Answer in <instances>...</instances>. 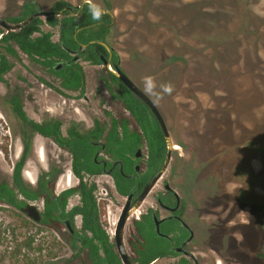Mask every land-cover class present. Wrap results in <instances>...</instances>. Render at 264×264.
I'll list each match as a JSON object with an SVG mask.
<instances>
[{"label": "rangeland", "instance_id": "1", "mask_svg": "<svg viewBox=\"0 0 264 264\" xmlns=\"http://www.w3.org/2000/svg\"><path fill=\"white\" fill-rule=\"evenodd\" d=\"M103 1L115 16L110 46L124 71L153 99L175 144L166 178L207 210L212 228L220 225L216 235L213 231L217 238L209 263L264 264V138L258 133L264 124V0ZM11 63L6 83H0V182L12 183L28 136L25 180L35 186L56 169L57 192L77 186L69 154L25 129L5 100L19 94L36 120L60 118L63 111L64 127L73 122L89 128L95 120L106 122V111L124 113L106 89L107 72L85 64L84 97L68 99L43 83L59 86L23 54ZM101 180L96 195L109 197L101 201L109 205H102V215L112 223L118 203L111 185ZM242 191L248 193L243 203ZM77 203L74 197L69 207ZM0 264L83 262L75 258L65 228H47L0 203Z\"/></svg>", "mask_w": 264, "mask_h": 264}, {"label": "flooded vegetation", "instance_id": "2", "mask_svg": "<svg viewBox=\"0 0 264 264\" xmlns=\"http://www.w3.org/2000/svg\"><path fill=\"white\" fill-rule=\"evenodd\" d=\"M58 2H63L65 3V5L61 9L56 10L55 5ZM104 2L105 1L101 2V0H81L78 4H76L68 0H57L53 3L51 2V0H48V2L47 1L43 2L42 0H0V18L11 25L21 24L25 22L26 20H28L31 16H38L37 14L39 13L48 14L46 16L34 17L30 22H28L26 25H24L23 27L19 29H12L9 31L6 27L0 25V60H1V57H5L7 59V61L12 66L10 70L11 72L13 69L11 60H15V59L19 60L20 54H23L25 57H27L20 50L17 42L14 39H9V38L17 35L22 28L26 27L27 25L33 23L36 20L39 22H43V24L41 25L42 31L51 32L53 34L52 36L53 42L61 43L64 45V42H62L61 40V33L59 29L52 28L51 26H49L47 24V20L50 17H57L60 20H63L68 17L80 19L81 16H93V14L96 13L98 14V19H99L97 22L93 24L85 25V26H79V27L77 26V28L75 29L73 33V39L75 43L74 48H67V51L69 52L70 57H71L70 60H67V61L59 60L57 62H54L51 67H44L38 63L33 62L31 59L27 57L30 61L39 65L46 72H48L50 75L55 77V79L59 83L58 87H55L45 81L44 82L42 81V82L45 83L47 86H49L52 90L57 92L61 97L68 98V99L83 98L85 94V88H84L83 95L81 94L80 91L66 90L62 87V78L56 74L60 72L65 73L66 68L69 67L73 63L79 64L83 69L84 86H85L86 66L84 65L85 64L93 65L90 62L85 61L84 59L86 55H90L89 53L90 51L96 54V56L99 58L100 63H101L100 65H93V66H103L105 69V66L101 62V57L103 56L111 61L112 66L119 64L122 71H124V69L122 68L121 59L118 53L116 52L115 48L110 46L108 42V38L111 35L115 27V16H114V13L110 9L102 6V3ZM99 26L104 27L106 30V35L104 34V37L102 36L101 39H93L90 36H83L84 38L83 41L78 39L79 35L81 34L83 35L89 29L97 28ZM45 27H47L48 30H46ZM36 36H39V34L34 35V37ZM54 37L56 38V40ZM100 41L106 43L108 47L111 49V52H109L107 48H105L104 46L97 43ZM96 46H101L103 48V51H99L96 48ZM10 47L15 52V55H12L8 52L7 49ZM76 57L77 59L74 60V58ZM60 63L62 64V67H59L57 69L58 64ZM105 71L107 72V77L104 79L106 89L110 93L111 98L114 99V101L121 106L124 113H121L119 115H114L111 112L106 111L105 112L106 119H107L106 122L95 120L93 125L89 128L81 129L77 124L73 122L70 125H68V127H64L63 111L60 112V116H61L60 118L51 117L45 120H36L27 113L22 97L19 94H13V95L20 96L26 115L33 121L40 123V124L49 123V122H59L61 125V132L64 137H68V133L72 128H75L78 132H80L83 136H85L87 133H90L92 130L95 129L96 122H100L102 125H106V124L109 125L112 118H119V117H126L128 120H130L129 128L134 129L137 126L132 122L133 120L132 115L125 108L123 100L115 98V96L110 92L108 86L106 85V80L109 79V75H112V74L107 69H105ZM10 72H8L7 74H9ZM125 74L138 86V84L126 72ZM6 75H5V82H0V83H6ZM120 83L124 86L122 82ZM140 89L144 93H146L142 88ZM74 93H77L78 95L76 97L72 96V94ZM129 93L133 97H135L130 91ZM12 96H10L9 98H6L5 102L7 103V100L10 99ZM136 99L139 100L138 98ZM139 102L143 104L140 100ZM7 105L12 111L11 106L8 103ZM146 109L148 110L147 107ZM148 112L150 111L148 110ZM12 113L14 114L13 111ZM14 116L16 117L18 122L25 129H28L29 131H31L32 134H36L37 136L43 139L50 140L58 149L67 152L71 158V171H72V154L67 149L60 147L53 139L47 138L37 132L32 131L22 121H20L15 114ZM152 118L156 122L153 116ZM156 125L160 133L162 134L157 122H156ZM108 129L109 130L111 129L110 125ZM25 141L29 142V148H30V140H29V137L26 136L23 139V150H24ZM90 143L96 148L94 159H93L95 163V167L92 169L91 173L84 172L85 175H84L83 181L87 183L88 185H94L96 187V190L94 191V196H95L98 211H99L100 225L106 233V236L108 238V244L111 246V250L113 254L118 257V259L120 260V264H123L120 258V255L117 251V246H116V228H117V224L119 222L120 216L123 212L124 207L126 206L128 202V198L130 194H132L131 205H130V209H132L138 203L140 195L142 191L144 190L145 186L150 181H152L157 176V174L161 171L164 165V162H165L167 147L165 150H163L164 157L162 160L152 161L150 158V149H149V144L147 140H143L141 146L136 148L132 153H127L126 156H117V155L107 152L106 145H105L106 143L104 141H99V142L90 141ZM175 149L172 152L171 160H170V163L167 169L169 168L171 164L172 158L175 153ZM23 150H22L21 156L18 159V161L22 157ZM29 152H30V149H29ZM28 154L26 156L25 165L28 160ZM137 166L139 167V170H136ZM13 169H14V166H13ZM167 169L162 174V176L156 181L152 190L149 192L147 197L144 199L140 207L135 212H133L132 215L126 221V224L124 227V233H123V242H124L125 249L128 255L130 256V258L133 260L134 264H138L134 260V258L136 257V252L133 249V244L138 241L141 243H146V241L140 237V233L138 232L137 227H136V224L143 223V224L148 225V228L152 236L154 235L156 238L162 240L160 241V243L158 244V247L156 248V250L161 255V257H157L150 264H156L159 262H169V264H210L209 262H212V259H213L212 258V255H213L212 241H215L217 238L216 236L213 238V231H215V235H216L217 231L220 230V225L218 223L215 229L212 228V223L210 221H207V213H208L207 210L203 213L202 212L203 209L201 208L202 206L200 207L197 206L194 203V200L191 198L187 200L186 196H184L178 188V186L180 187V184L177 185V183H175L173 185L172 181L174 179L171 177L166 178ZM56 171L57 170L54 169L51 173H49V176L47 177V179L38 180L35 186H33L32 184L28 183L25 180L24 175H23L24 169L22 171V176H23L24 181L33 188H37L40 182L47 181V186L50 190V193L53 195V199L55 200V202L59 205L58 218L60 222L59 225L55 227H47V228H51V229L65 228L69 233V240L71 243V248L74 250V256H75L76 253L79 252L81 248L83 247V236L85 234L83 232V218L81 215H76L74 219L72 220L69 216V213L76 206L80 205L81 203L80 196L78 194H75L69 197L67 201V206L65 209L62 206H60L58 198L64 191L70 188L78 187L80 180L74 175L72 171L73 176L78 180V185L62 190L60 192H57L54 186V179L56 177ZM118 173L121 174L125 180V182H123L122 184H123V188L126 189V193H122L120 191L119 186L116 182L115 175ZM12 177H13V171H12ZM87 177L94 179V182L88 183L86 181ZM100 179H102L101 180L102 184L103 182H106L111 185L114 197L118 203V205H114V206L119 209V212H117L116 210L111 211L112 216L114 218V220H112V223L108 221L107 219H105L104 216L102 215L103 213L102 205L104 207L105 206L108 207L109 205L101 201L102 200L107 201L109 200V197L108 198H97V195H96V191L99 187L98 183L100 182ZM12 183H13V179H12ZM12 183L10 184L12 185ZM176 187L178 188V190ZM192 189H193V184H189V190H192ZM191 193L194 194V190H192ZM74 197L78 198V203L70 208L69 202ZM241 202L242 203L245 202L243 192H242ZM28 203H32L38 207V209L40 210L42 214V219H43L44 213H45L44 198L40 197L37 200L27 201V204ZM38 203L41 204L42 209L39 207V205H37ZM66 220L70 221L72 231L68 228L66 224ZM156 220L161 222L160 224L161 235L158 234L156 230ZM89 236H92V235L89 233ZM71 237H74L77 240L76 248H73V241ZM96 244L99 246V249L97 251L98 256L96 257V263L89 260L88 249L81 251L82 258L86 261V264H107V263H102V260L107 259L106 250L103 249L102 245H100L98 241H96ZM228 244H230V242L226 238L224 241V246H228ZM76 259H79V258H76ZM80 261L83 262L82 260ZM83 264L85 263L83 262Z\"/></svg>", "mask_w": 264, "mask_h": 264}, {"label": "trees", "instance_id": "3", "mask_svg": "<svg viewBox=\"0 0 264 264\" xmlns=\"http://www.w3.org/2000/svg\"><path fill=\"white\" fill-rule=\"evenodd\" d=\"M65 3L58 2L55 9H61ZM98 18L93 16H81L80 19L72 17L63 20L57 17H50L47 24L52 28H58L61 33V43L52 41L53 34L51 32H44L41 29L43 22L34 21L33 23L22 28L20 32L10 37L14 39L20 50L33 62L38 63L44 67H51L54 62L59 60H70V54L67 48H74L73 33L77 26H85L97 22ZM35 34L39 36L34 37ZM106 35L104 27L91 28L83 35H79L78 39L83 41V36H90L93 39H101ZM99 51H103L101 46H96ZM12 55L15 52L10 47L7 49ZM90 55L85 56V61L93 65H100V60L94 52H89ZM12 66L5 57L0 60V82H5V75L10 72ZM62 78V87L69 91H80L84 93V73L79 64L73 63L66 68L65 73H57ZM110 92L117 99H122L125 108L132 115V122L137 126L134 129L129 128L130 120L126 117L112 118L109 125H102L96 122V127L90 133L83 136L75 128H72L68 137H64L61 132V125L59 122L37 123L30 119L23 108L20 96L13 95L7 100L11 106L12 111L17 118L22 121L29 129L37 132L47 138L53 139L60 147L67 149L72 154V171L74 175L80 180L78 187L70 188L64 191L58 198L60 206L64 209L67 206L68 198L78 194L80 196V205L76 206L69 216L73 220L76 215H81L83 218V247L76 253V258L82 260L85 264L86 261L81 256V251L88 249V258L90 261L96 263L97 251L99 246L96 241L102 245L103 249L107 252V259L102 260V263L107 264H120V260L113 254L111 246L108 244V238L105 231L100 225L99 211L97 202L94 196L96 187L88 185L83 181L84 172H92L95 167L93 161L96 148L90 143L104 141L106 150L117 156H126L127 153H132L136 148L142 145L143 140H147L150 149V158L152 161L162 160L163 150L166 149L165 141L160 133L156 122L153 120L150 112L146 107L133 97L129 91L112 75L106 80ZM121 127V128H120ZM140 127V128H139ZM141 129V130H140ZM142 132H140V131ZM261 140L264 138V124L258 131ZM257 133V134H258ZM255 141H250L249 144L254 146ZM264 153V144L260 146ZM29 142H24V150L21 159L15 163L13 169V183L0 182V203L20 209L27 204V201L37 200L43 197L45 200V213L41 225L45 227H55L59 225L58 210L59 205L53 199V195L47 186V181L40 182L37 188L28 185L22 176V171L25 166L26 156L29 152ZM264 155V154H263ZM264 172V164L262 173ZM116 182L122 193H126L123 188L124 178L121 174L115 175ZM127 182V181H126ZM244 195L248 194L242 191ZM264 200V198H262ZM256 206V204H254ZM140 237L146 243L136 242L133 244V249L136 252L134 260L138 264H150L157 257H161L156 248L160 243V239L151 235L147 224H136ZM88 232V233H86ZM89 233L92 236H89ZM73 241V248L77 247V240L71 237ZM137 239V237H136Z\"/></svg>", "mask_w": 264, "mask_h": 264}, {"label": "water", "instance_id": "4", "mask_svg": "<svg viewBox=\"0 0 264 264\" xmlns=\"http://www.w3.org/2000/svg\"><path fill=\"white\" fill-rule=\"evenodd\" d=\"M38 16H31L28 20H26L25 22L21 23V24H17V25H11L9 23H7L6 21H4L3 19L0 18V25L6 27L9 31L12 29H19L21 27H23L24 25H26L28 22H30L34 17H40V16H46L48 14L45 13H39L37 14ZM98 44L104 46L105 48H107V50L109 52H111V49L108 47V45L104 42H97ZM82 48V46H81ZM76 58H74V60H76ZM101 62L103 63V65L105 66V69H107L112 75H114L120 82H122L124 84V86L136 97L138 98L150 111L151 115L154 117V119L156 120V122L158 123L160 130L162 132V135L164 137L165 143H166V147H167V152H166V158H165V162L164 165L161 169V171L157 174V176L150 181L144 188V190L142 191L139 201L136 204V206L132 209H130V205H131V199H132V194H130L129 198H128V202L126 204V206L123 209V212L120 216L119 222L117 224V228H116V246H117V251L120 255V258L122 260L123 264H134L133 260L130 258V256L128 255L125 246H124V242H123V233H124V227L126 224V221L128 220V218L132 215L133 212H135L140 205L142 204V202L144 201V199L147 197V195L149 194V192L152 190L154 184L156 183V181L162 176V174L166 171L170 160H171V155L172 152L174 151V142L171 138L170 132L168 130L167 124L164 120V117L162 116V114L160 113V111L158 110L157 106L155 105V103L152 101V99L146 94L144 93L126 74L124 71H122V69L120 68L119 64H116L114 66H112L111 61L105 57H101ZM62 67V64H58V67ZM139 153V152H138ZM136 170H139V167H136ZM20 212L27 217L28 219L32 220L33 222L40 224L42 221V214L40 212V210L38 209V207L32 203H28L25 206H23L20 209ZM66 224L68 226V228L72 231V227L70 225V221L66 220ZM160 224L161 222L156 220V230L158 232V234L161 235L160 232Z\"/></svg>", "mask_w": 264, "mask_h": 264}, {"label": "clouds", "instance_id": "5", "mask_svg": "<svg viewBox=\"0 0 264 264\" xmlns=\"http://www.w3.org/2000/svg\"><path fill=\"white\" fill-rule=\"evenodd\" d=\"M93 18H98V14L94 13ZM169 89H165V91H168Z\"/></svg>", "mask_w": 264, "mask_h": 264}]
</instances>
